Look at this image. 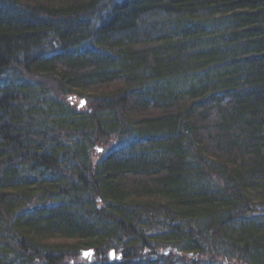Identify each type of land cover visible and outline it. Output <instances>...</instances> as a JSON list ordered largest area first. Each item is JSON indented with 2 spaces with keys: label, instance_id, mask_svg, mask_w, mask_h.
Listing matches in <instances>:
<instances>
[{
  "label": "trees",
  "instance_id": "obj_1",
  "mask_svg": "<svg viewBox=\"0 0 264 264\" xmlns=\"http://www.w3.org/2000/svg\"><path fill=\"white\" fill-rule=\"evenodd\" d=\"M0 264H264V0H0Z\"/></svg>",
  "mask_w": 264,
  "mask_h": 264
},
{
  "label": "bare ground",
  "instance_id": "obj_2",
  "mask_svg": "<svg viewBox=\"0 0 264 264\" xmlns=\"http://www.w3.org/2000/svg\"><path fill=\"white\" fill-rule=\"evenodd\" d=\"M71 97H67L66 98V101L69 103V104H71L72 105V103L78 108V109H81V108H83L84 106H85V104H86V100L85 99H80L79 100V102H75V99L74 98H72V99H70ZM84 251V250H83ZM92 251V250H91ZM93 252V251H92ZM92 254L93 253H89L86 257H84L83 256V254H82V251H81V257L83 258V259H88L89 260V258H91V256H92Z\"/></svg>",
  "mask_w": 264,
  "mask_h": 264
},
{
  "label": "water",
  "instance_id": "obj_3",
  "mask_svg": "<svg viewBox=\"0 0 264 264\" xmlns=\"http://www.w3.org/2000/svg\"><path fill=\"white\" fill-rule=\"evenodd\" d=\"M89 253H93V252L91 250H84V251H82V254H83L84 257H86ZM111 255H112V257L114 256V251L113 250L111 251ZM120 257L121 256H119L118 258H120Z\"/></svg>",
  "mask_w": 264,
  "mask_h": 264
},
{
  "label": "rangeland",
  "instance_id": "obj_4",
  "mask_svg": "<svg viewBox=\"0 0 264 264\" xmlns=\"http://www.w3.org/2000/svg\"><path fill=\"white\" fill-rule=\"evenodd\" d=\"M74 99H75V102H76V103L79 102V100H80V99H77V98H74Z\"/></svg>",
  "mask_w": 264,
  "mask_h": 264
}]
</instances>
